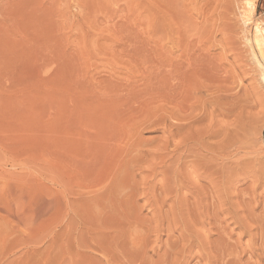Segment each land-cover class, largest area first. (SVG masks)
Returning a JSON list of instances; mask_svg holds the SVG:
<instances>
[{"label":"rangeland","instance_id":"obj_1","mask_svg":"<svg viewBox=\"0 0 264 264\" xmlns=\"http://www.w3.org/2000/svg\"><path fill=\"white\" fill-rule=\"evenodd\" d=\"M244 2L0 0V264H264L260 77L244 82L263 98L227 153L176 129L181 73H215L221 38L248 49ZM153 14L168 35H155Z\"/></svg>","mask_w":264,"mask_h":264},{"label":"bare ground","instance_id":"obj_2","mask_svg":"<svg viewBox=\"0 0 264 264\" xmlns=\"http://www.w3.org/2000/svg\"><path fill=\"white\" fill-rule=\"evenodd\" d=\"M240 1V0H238ZM243 1V0H242ZM244 8H243V12L240 14L243 18V23L245 25H250V24H253V30L254 32L252 33V38L248 37L249 35L246 33L247 30L246 28L248 29V27L244 28L243 29V32L247 35H245V39L247 41H245L248 49L246 48L247 52L249 53L250 55V61L249 60H245L246 58H244L245 56H242V54L244 53L243 51L245 50H242V45L241 47L240 46H237L236 43H237V40L235 42V39L232 40L233 36H229L230 38H226V35H225V38H221L218 45H220V54L219 56L223 57V58H220L219 59L217 58V60H210V63L209 65H212V68L214 67L213 70H215V73L213 72L212 74H209V73H206V72H203L200 68L202 67H198V69L201 71V72H197V67H193V68H186L188 69L187 71L184 70L183 73H181L180 75V83L178 85L179 89L177 90H180V93L182 95V100H183V105H182V109H181V114L179 116H177L178 118H176L179 122L178 124V128L176 127V129H179V130H184L186 131V135L187 134H190V140L192 143L195 144V146H192L195 147L194 149H196L199 145V147H203V148H206L208 149V152H211V153H214L216 152L217 150H223V152H226V150H228L229 148H231V146H235L238 142L240 143L241 142V138H242V135H244V133H246L247 131V128L249 126V124L251 123V119H252V115H253V112L251 113V111L253 109H255L259 104H261V99L263 98V94L261 95L262 92L259 91V88H255V90L252 92V93H249L248 91V88L244 85V82L246 81V79L251 80V81H256L258 79V77H260V80L262 81L263 83V86L262 89H264V21L260 20V19H256L255 21H253V18H252V14H255L256 13V9H257V5H256V1L257 0H244ZM236 2V1H235ZM242 4V3H241ZM239 6V5H238ZM231 7V6H230ZM229 12V11H228ZM231 13V11H230ZM154 15V14H153ZM152 15H150L151 17ZM225 16V15H224ZM152 18V17H151ZM227 18V17H226ZM224 18V19H226ZM223 19V18H222ZM221 19V20H222ZM255 19V18H254ZM264 19V18H263ZM152 21L151 24L153 26V30L155 31V35H165L167 33L168 35V29H169V25L167 24L166 20L163 18V17H160V16H153V18L151 19ZM227 20H230V19H227ZM225 21V20H224ZM242 21V20H241ZM221 23V22H220ZM236 24V22H233ZM242 23V25H243ZM150 24V25H151ZM227 24V23H226ZM224 24V25H226ZM231 24V23H229ZM219 25V24H218ZM217 25V27H218ZM222 25V24H221ZM228 25V24H227ZM226 25V28L225 31L230 33V30L229 28H232L233 27L231 25H229L230 27H228ZM150 26V27H152ZM216 26V25H215ZM214 26V27H215ZM244 26V25H243ZM216 27V28H217ZM222 27V26H221ZM235 27V26H234ZM250 28V27H249ZM231 29V33L232 34H236L237 32L235 31L233 33ZM237 29V28H236ZM242 29V27H241ZM152 30V32H153ZM216 30H219L218 28ZM238 31V29H237ZM242 31V30H241ZM214 32V31H213ZM240 32V30H239ZM250 32V31H249ZM171 33V32H170ZM216 33V32H215ZM225 33V32H224ZM242 33V32H241ZM242 33V34H244ZM228 34V33H227ZM239 34V33H238ZM241 34V35H242ZM250 34V33H249ZM221 35V34H220ZM229 35V34H228ZM240 35V36H241ZM235 36V35H234ZM237 36V35H236ZM170 37V36H169ZM215 37V35H214ZM243 37V38H244ZM238 39V38H237ZM241 39V38H240ZM215 40V39H214ZM213 40V41H214ZM234 41V42H233ZM215 42V41H214ZM241 43V42H239ZM212 44V43H211ZM238 44V43H237ZM216 45V44H215ZM214 45V46H215ZM217 45V46H218ZM240 45V44H239ZM244 46V45H243ZM207 47V46H206ZM214 49V48H213ZM209 51V50H208ZM217 51V50H216ZM227 51L229 52H233V55L232 57L234 58V63L233 64H230L229 62V57L226 56V53ZM207 53V52H206ZM214 54V53H212ZM217 54V55H218ZM228 54V53H227ZM246 54V52L244 53ZM201 55V54H200ZM204 56V55H202ZM235 56V57H234ZM212 58V57H211ZM215 58V57H214ZM205 59V58H204ZM190 60V58H189ZM201 61V60H200ZM213 63H212V62ZM215 61H218V62H215ZM204 62V61H203ZM215 62V63H214ZM253 62V63H252ZM201 63V62H200ZM208 63V62H206ZM205 63V64H206ZM252 63V64H251ZM199 64V63H198ZM184 65V64H183ZM195 65V64H193ZM201 65V64H200ZM204 65V64H203ZM207 65V64H206ZM183 67V66H182ZM181 67V68H182ZM185 68V67H184ZM205 68V71H206V66L203 67L202 69ZM211 68V69H212ZM209 69V67H208ZM207 69V70H208ZM181 71V69H180ZM210 71V70H209ZM179 72V71H178ZM206 74V75H205ZM208 74V76H207ZM214 74V75H213ZM167 86V84H166ZM169 88H173V87H170ZM174 89V88H173ZM176 89V88H175ZM262 91V90H261ZM170 99V98H169ZM155 100H152V102H154ZM175 101V100H174ZM156 102V101H155ZM165 102V101H164ZM149 104V103H148ZM151 104H154V103H151ZM150 104V105H151ZM182 104V103H181ZM169 105V104H168ZM153 106V105H151ZM181 106V105H180ZM157 107V106H156ZM198 107H201L202 108V111L200 113H198L197 109H200ZM146 108V110L149 112V109H150V112L151 110H153V107H150L149 108V105L147 107H144ZM197 108V109H196ZM158 110L162 109L163 108H157ZM196 109V110H195ZM144 110V109H143ZM155 110V109H154ZM157 110V111H158ZM166 111V113L164 114H167V110L164 109ZM195 110V112H194ZM201 110V109H200ZM146 111V113H148ZM149 112V113H150ZM198 114H197V113ZM137 113V112H136ZM160 115L163 113L162 111H158V113L156 114H159ZM172 114V112H169V114ZM138 114V113H137ZM141 114H139L140 116ZM173 115V114H172ZM139 116H138V119H139ZM163 116V115H161ZM166 116V115H165ZM171 116V115H170ZM174 116V115H173ZM141 117V116H140ZM172 117V116H171ZM152 118V117H151ZM216 118V120H218V123L217 125H209L207 124V126H210L211 129L208 131L205 130V127L206 125L204 126V130L202 129V127H200L202 124H204L205 121H207V119H210L211 122H217L216 120L214 121V119ZM218 118V119H217ZM171 119V118H170ZM175 119V117H174ZM173 118L171 120H174ZM175 121V120H174ZM173 122V121H172ZM210 122V123H211ZM233 122V123H232ZM235 122V124H234ZM212 124V123H211ZM216 124V123H214ZM251 126V125H250ZM171 127H175V126H172ZM198 127H200L202 130H200ZM207 128V127H206ZM209 128V127H208ZM237 129V130H236ZM251 129V128H250ZM200 130V131H199ZM233 130H236L235 132ZM206 131V132H205ZM181 132V131H179ZM197 132V133H196ZM233 132V133H232ZM196 133V134H194ZM179 134V133H177ZM188 139L189 137L186 136ZM216 138V140H218L219 142H215L216 145H213L215 143H212L211 139H214ZM221 138V139H220ZM187 139V141H188ZM208 139V140H207ZM184 140V139H183ZM207 140V141H206ZM210 140V141H209ZM215 140V139H214ZM183 142V141H182ZM184 144H181L182 146L185 145L186 143H189V142H186V140H184ZM190 142V143H191ZM212 143L211 146L209 144L210 147H208V143ZM241 144V143H240ZM213 145V146H212ZM188 146V145H187ZM190 147V146H188ZM241 147V146H239ZM202 148V149H203ZM200 149V148H199ZM198 149V151H199ZM201 149V150H202ZM205 150V149H203ZM202 150V151H203ZM188 151V150H187ZM193 151V150H192ZM219 153V152H218ZM216 153V154H218ZM227 153V152H226ZM196 154V153H195ZM201 154V153H200ZM210 154V153H209ZM189 155V154H188ZM194 155V154H193ZM214 155V154H213ZM213 155H208L209 156H213ZM220 156H224V154H219ZM199 156V155H198ZM197 156V158H198ZM215 156V155H214ZM227 156V155H226ZM193 157V156H192ZM190 157V158H192ZM201 156H199L200 158ZM206 157V156H205ZM211 157H209L211 159ZM216 157V156H215ZM214 157V158H215ZM219 156H217L218 158ZM228 157V156H227ZM178 158V157H177ZM202 158H204V156L202 155ZM208 158V159H209ZM214 158L213 161H214ZM215 158V160L217 159ZM225 158V157H224ZM264 158V157H263ZM262 158V159H263ZM196 159V158H195ZM208 159H202L204 160L203 162H208ZM209 159V160H210ZM212 159L210 160V164H213L212 162ZM221 159V157H220ZM219 159V161H220ZM223 159V157H222ZM227 160V158H225ZM224 159V160H225ZM201 160V158L199 159ZM199 160H195V162L197 163V161ZM201 160V162H202ZM225 160V161H226ZM218 161V162H219ZM223 162V160H221ZM220 161V162H221ZM192 162V161H191ZM194 162V163H195ZM202 162V163H203ZM206 162V163H207ZM217 162V160L215 161V163ZM221 162V163H222ZM264 162V161H263ZM204 163V164H206ZM225 163V162H223ZM199 164V163H198ZM197 164V165H198ZM209 164V163H208ZM220 164V163H219ZM218 164H214L213 166H217ZM222 165V164H220ZM224 165V164H223ZM264 165V164H263ZM207 166V165H206ZM212 166V165H211ZM211 166H210V169H211ZM171 168V167H170ZM219 168V166L217 167V169ZM209 169V170H210ZM225 169V167H224ZM223 169V170H224ZM215 170V168H214ZM211 171V170H210ZM210 171L208 172L209 175H207L208 173H204V175L206 174L208 177H211L214 175H210ZM221 171V170H220ZM206 172V171H205ZM219 172V171H218ZM163 173V171H162ZM197 173V172H196ZM213 173H216V172H213ZM212 174V172H211ZM217 175V173H216ZM221 176H223V174H219ZM226 175V174H225ZM224 175V176H225ZM115 176V175H114ZM215 176V175H214ZM201 177V176H200ZM217 177V176H216ZM220 177V176H219ZM205 178V176H204ZM222 178V177H221ZM225 178V177H224ZM104 179V178H103ZM207 179V178H206ZM128 180V179H127ZM199 180V179H198ZM197 180V181H198ZM208 180V179H207ZM210 180V179H209ZM213 180V179H212ZM215 180V178H214ZM217 180V179H216ZM224 180V179H223ZM119 181V180H118ZM124 181V180H123ZM114 182V181H113ZM209 182V181H208ZM212 183V182H211ZM107 184V183H106ZM132 184V183H131ZM197 184V183H196ZM111 185V184H110ZM213 185V184H212ZM223 185V184H222ZM221 185V186H222ZM107 186V185H106ZM120 189V188H119ZM214 189V188H213ZM126 190V189H125ZM128 190V189H127ZM220 191V190H219ZM200 193V192H199ZM222 194V193H221ZM105 195H108V194H105ZM127 195V194H126ZM99 197V195H98ZM103 197V196H102ZM114 197V196H113ZM200 197V196H199ZM104 198V197H103ZM106 198V197H105ZM133 198V197H132ZM131 198V200H132ZM221 198H222V195H221ZM130 199V197H129ZM225 199V198H224ZM106 200V199H105ZM220 200V199H218ZM242 200V199H241ZM104 201V200H103ZM133 201V200H132ZM173 201V200H172ZM223 201V200H222ZM117 202V201H116ZM113 204V203H112ZM252 205V204H251ZM250 205V206H251ZM221 207V206H220ZM237 207V206H236ZM248 208V207H247ZM250 208V207H249ZM223 209V208H221ZM228 209V208H227ZM226 210V209H225ZM230 210V209H229ZM253 210V209H252ZM220 211V210H219ZM239 211V210H238ZM246 211V210H245ZM250 211V210H249ZM228 212V211H227ZM231 212V211H230ZM226 213V212H225ZM241 213V212H240ZM253 213V212H251ZM206 214V213H205ZM229 214V213H228ZM248 214V213H247ZM218 215V214H217ZM252 215V214H251ZM250 215V216H251ZM202 216V215H201ZM216 216V215H215ZM223 216V215H222ZM225 216V215H224ZM233 216V215H232ZM237 216V215H236ZM219 217V216H218ZM227 217V216H226ZM225 217V218H226ZM252 217V216H251ZM254 217V216H253ZM256 217V216H255ZM240 218V217H239ZM238 219V218H237ZM252 219V218H251ZM219 220V219H218ZM256 220V219H255ZM252 221V220H251ZM220 222V221H219ZM229 222V221H228ZM247 222V221H246ZM237 223V222H235ZM249 223V222H248ZM257 223V222H256ZM260 223V222H259ZM243 224V223H242ZM253 225V224H252ZM254 225H255V222H254ZM211 226V225H210ZM224 226V225H223ZM261 226V230L263 233V236H261V245H260V249L262 250L263 254H264V225H259ZM221 227V226H220ZM228 226H226L227 228ZM252 227V226H251ZM253 228V227H252ZM257 228V227H256ZM259 228V227H258ZM255 229V230H258ZM218 229V228H217ZM238 229V228H237ZM254 229H249V227L244 229L245 230V233H247V235H251L254 231ZM221 230V229H220ZM230 231V230H229ZM228 231V232H229ZM233 231V229H232ZM237 231V230H236ZM240 231V230H239ZM223 232V231H221ZM231 232V231H230ZM241 232V231H240ZM243 232V231H242ZM257 232V231H256ZM260 231H258V234H259ZM214 233V232H213ZM226 233V231H225ZM233 233V232H232ZM221 234V233H220ZM219 234V236H220ZM254 234V233H253ZM252 234V235H253ZM257 234V233H256ZM255 234V235H256ZM242 235V234H241ZM262 235V234H260ZM260 235H257V236H260ZM182 236V235H181ZM230 236V235H229ZM237 236V235H236ZM243 236V235H242ZM241 236V237H242ZM255 236V237H257ZM250 237V236H249ZM254 237V236H252ZM220 238V237H219ZM228 238V237H226ZM186 239V238H185ZM200 239V238H199ZM236 239V238H235ZM238 239V238H237ZM252 239V238H251ZM254 239V238H253ZM216 240V239H215ZM228 240V239H227ZM239 240V239H238ZM200 241V240H199ZM208 241V240H207ZM206 241V242H207ZM211 241V240H210ZM233 241V240H232ZM231 241V242H232ZM237 241V240H236ZM217 242V241H216ZM220 242V241H219ZM241 242V241H240ZM257 242V241H256ZM225 243V241H224ZM233 243V242H232ZM235 243V241H234ZM206 244V243H205ZM213 244V243H212ZM238 244V242H237ZM257 244V243H256ZM217 245V244H216ZM231 245V244H230ZM239 245V244H238ZM225 246V245H224ZM236 246V245H234ZM240 246V245H239ZM222 247V245H221ZM230 248V247H229ZM218 249H221V248H218ZM222 250V249H221ZM220 250V251H221ZM232 250V249H231ZM238 250V249H237ZM257 250V249H256ZM255 250V251H256ZM234 251V250H233ZM222 252V251H221ZM235 252V251H234ZM234 252H233V255H234ZM211 253V252H210ZM218 254H220L219 252H217ZM239 253V252H238ZM237 253V254H238ZM215 254V252H214ZM236 254V255H237ZM209 255V254H208ZM212 255V254H211ZM222 255V254H220ZM264 256V255H263ZM206 257V256H205ZM213 257V256H212ZM216 257V255H215ZM221 257V256H220ZM228 258H231L229 256H227ZM210 258V257H209ZM225 258H226V255H225ZM235 258V256H234ZM204 259V258H202ZM201 260V259H200ZM207 260H211V259H207ZM217 260V259H216ZM221 260H224L221 258ZM226 260V259H225ZM224 260V261H225ZM206 261V259H205ZM229 261V260H228ZM232 261V259H231ZM209 262V261H208ZM207 262V263H208ZM217 262V261H216ZM219 262H220V259H219ZM226 262V261H225ZM224 262V264H225ZM233 263V262H232ZM245 263V262H244ZM228 264V262H227ZM230 264V263H229ZM239 264V263H238Z\"/></svg>","mask_w":264,"mask_h":264}]
</instances>
